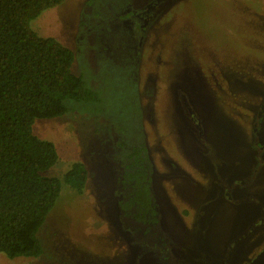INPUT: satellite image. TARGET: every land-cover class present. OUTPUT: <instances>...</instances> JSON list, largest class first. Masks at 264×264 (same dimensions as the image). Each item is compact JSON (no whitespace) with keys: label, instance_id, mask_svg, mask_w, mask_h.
Masks as SVG:
<instances>
[{"label":"rangeland","instance_id":"obj_1","mask_svg":"<svg viewBox=\"0 0 264 264\" xmlns=\"http://www.w3.org/2000/svg\"><path fill=\"white\" fill-rule=\"evenodd\" d=\"M30 27L74 52L97 98L35 122L59 155L45 175L83 163L89 176L83 194L63 183L40 257L0 264L252 262L264 249V0H65ZM138 146L157 224L134 220L124 187Z\"/></svg>","mask_w":264,"mask_h":264},{"label":"trees","instance_id":"obj_2","mask_svg":"<svg viewBox=\"0 0 264 264\" xmlns=\"http://www.w3.org/2000/svg\"><path fill=\"white\" fill-rule=\"evenodd\" d=\"M65 0H0V254L40 257L41 227L55 208L63 183L83 194L88 170L74 163L62 179L45 172L59 161L52 142L34 133L39 119L68 112L67 101H96L72 72L74 52L55 38L40 37L31 22ZM146 147L130 155L124 177L134 220L158 223L153 169ZM134 191V195L132 194ZM133 198V200H132Z\"/></svg>","mask_w":264,"mask_h":264},{"label":"water","instance_id":"obj_3","mask_svg":"<svg viewBox=\"0 0 264 264\" xmlns=\"http://www.w3.org/2000/svg\"><path fill=\"white\" fill-rule=\"evenodd\" d=\"M249 264H264V249L261 253Z\"/></svg>","mask_w":264,"mask_h":264},{"label":"crops","instance_id":"obj_4","mask_svg":"<svg viewBox=\"0 0 264 264\" xmlns=\"http://www.w3.org/2000/svg\"><path fill=\"white\" fill-rule=\"evenodd\" d=\"M263 225V224H262ZM264 226V225H263Z\"/></svg>","mask_w":264,"mask_h":264}]
</instances>
